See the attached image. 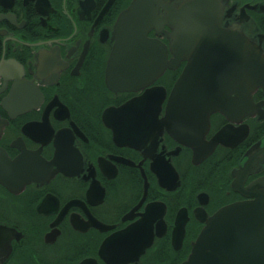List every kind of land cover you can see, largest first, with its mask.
<instances>
[{"label":"flooded vegetation","instance_id":"flooded-vegetation-1","mask_svg":"<svg viewBox=\"0 0 264 264\" xmlns=\"http://www.w3.org/2000/svg\"><path fill=\"white\" fill-rule=\"evenodd\" d=\"M133 2L0 0V153L13 165L0 167V264H183L205 221L264 193V89L222 95L201 139L162 131L189 64L182 31L146 29L152 59L119 61ZM144 2L173 20L203 8L228 65L244 67L238 35L264 52V0Z\"/></svg>","mask_w":264,"mask_h":264},{"label":"water","instance_id":"water-1","mask_svg":"<svg viewBox=\"0 0 264 264\" xmlns=\"http://www.w3.org/2000/svg\"><path fill=\"white\" fill-rule=\"evenodd\" d=\"M144 1L134 0L121 16L120 42L116 52L118 60L125 63L129 57L133 61L146 57L152 59V54L157 53L156 44L146 39V29L158 30L162 24H169L177 31L173 25L175 22L182 31L175 39L181 40L184 46L182 55L189 64L171 93L159 127L172 136L201 139L207 130L210 115L223 109L225 99H222V95L235 92L237 88L240 93L242 87L246 95L257 87L264 89L263 49L255 46L254 53L249 52L248 48H252L253 44L238 35V45L244 42V67L228 65L227 56L231 53L216 48L222 47L226 37L219 33L221 28L215 20L207 19L203 8L199 13H182L180 18L173 20V6L165 9V14L171 18H162L158 16L162 3L146 4ZM206 21H210V33L206 32L209 28ZM211 39L214 40L213 45ZM194 40H197L196 49L191 48ZM128 46H132L134 52L128 54ZM238 54L242 56V53ZM110 61L115 62L116 57ZM9 73L11 65L0 66V77L7 78ZM236 78H239V83ZM3 164L4 168L13 169V165L0 153V167ZM205 223V228L192 245L188 260L183 264H264V193L253 202L222 209Z\"/></svg>","mask_w":264,"mask_h":264}]
</instances>
